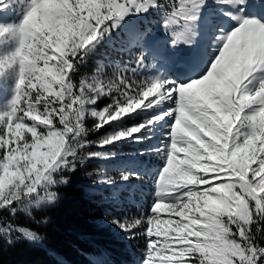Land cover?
<instances>
[{
    "label": "snow or ice",
    "instance_id": "obj_1",
    "mask_svg": "<svg viewBox=\"0 0 264 264\" xmlns=\"http://www.w3.org/2000/svg\"><path fill=\"white\" fill-rule=\"evenodd\" d=\"M169 0H0V44L18 46L0 54V238L42 242L46 236L8 222L54 204L57 189L72 173L122 141L142 143L144 133L172 120L167 142L157 152L165 167L154 180L147 214L131 221L111 218L129 234L143 238L144 264H264V0H176L163 27L183 17L196 47L185 80L165 73L142 75L148 64L152 29L139 31L141 50L129 60H98L90 75L77 79L79 66L108 42L130 15L164 8ZM210 3L228 5L230 26L215 25L201 44L195 30ZM209 23L212 21L210 19ZM107 58V57H106ZM111 67V72L108 68ZM12 70L15 83L3 82ZM109 102L98 109V102ZM117 127L99 141L91 133ZM92 119L93 126L88 122ZM91 176V173H88ZM131 173L101 172L93 184L128 180ZM167 213V215H162Z\"/></svg>",
    "mask_w": 264,
    "mask_h": 264
},
{
    "label": "rangeland",
    "instance_id": "obj_2",
    "mask_svg": "<svg viewBox=\"0 0 264 264\" xmlns=\"http://www.w3.org/2000/svg\"><path fill=\"white\" fill-rule=\"evenodd\" d=\"M176 6H177L176 0H169V3H167L164 8H150L148 12L143 13L141 15H130V16H128V18L121 25V27L115 31V33L113 34L111 39L108 42H106L104 44V46L99 48L96 53L90 54L86 63L81 64L79 66L80 71L77 74V79H79L83 75H90L91 72L94 71V69L96 67V63L98 60H104L106 64H109L110 59L129 60V59H132L133 57H135L136 55H138L141 49L139 47L135 46L134 41H133V34L142 27L141 23H140V19H143L144 23L148 22V20H149V24H151L150 23V16L154 17L157 14V12L159 14H161L162 22L158 27H153V28H154V30H158V29L162 30L163 29L161 34H165V35L163 36V38L162 37L161 38H153L157 35H150L147 44L148 43L149 44L161 43V44H157V47H154V46L151 47V49L157 53L168 54L170 56V58L173 59L174 61H178V59H179L178 65H185L186 64L189 67L190 66L189 64L192 62V60L195 56V52L192 50V53H189L188 51L185 50L184 54L180 55L179 54L180 51L174 49L171 46V40L176 35H182L184 38H189L190 33L188 31V28L190 27V25L188 24V22L183 17H176V21H177L176 23L170 25V27L167 29H165L163 27L164 20L167 19L168 13L172 12ZM208 8L209 7L205 8V10L202 12L201 19H202V15L204 12H206V13L210 12V10ZM229 10L230 9H227L226 12ZM216 11H218V9ZM214 13H216V12H214ZM223 14H224V9H223V12L221 15H223ZM21 15L22 14H18L16 12L0 13V17H2L6 21L7 20L19 21L21 19ZM203 29H204V27H203L202 23H200V21H198V26L195 28V30L199 33L198 39L202 37L201 33H202ZM167 40H169L170 43ZM122 43H124V45H122ZM133 45H134L133 48H131V49L128 48V47L133 46ZM179 45L182 47L187 46L184 43H180ZM17 46H18V42L16 40L11 39V38H7L5 43L0 44V54L10 53V52L14 51V49ZM192 47L194 49L196 46L193 45ZM152 50H151V52H152ZM151 52H149V60L147 61V63L151 64L153 62V60H155L156 67L154 69H152L150 73L144 72V73H142V75H156L159 72H163V73H165L166 78L175 80V78H174L175 75L173 76L172 69L171 68H167V69L161 68L158 64L156 56L152 55ZM108 58H110V59H108ZM187 60H189V61H187ZM178 65L172 64V67L174 69H176V68L180 67ZM107 70L110 73L111 67H109ZM3 82L8 84V85H12L15 83V74L12 70H9L6 72L5 76L3 77ZM108 102H109L108 98H102L98 102V109L102 108ZM150 115H152V113H141L139 116H137L136 120H127L123 124L114 125L113 128H109L106 126L105 128L101 129L99 132L91 133L90 139H93L94 141L98 142L99 139L102 138L103 135L110 133L111 131L116 130L115 126L127 127L133 123H136L140 120L147 118V116H150ZM90 120L92 121V119H90ZM164 124H165V126L163 129H160L159 132L155 131V129L157 127H159L161 125L163 126ZM171 124H172V120H170V119H165L163 121L158 122L157 124L152 126L150 129H148L144 133L145 139L142 143H134L130 140H126V141H122L121 143L117 144L114 148L109 146L105 150L116 153L114 155V157L111 159H107V160H100V161H102V163L98 164V166H99L98 171L94 167L92 172H88V173H91L92 175L89 176L88 173H85L86 178H84V179H89L93 175L96 176V174L100 171L101 172L106 171L111 175L119 176L121 173L120 171H122L119 169L121 167V165H123L125 168L123 170L124 171L123 173L133 174L130 176L132 179H135L137 177H141L142 174H144L147 177L149 175H151L152 177L158 176V173H160L161 170L163 169V167L166 166L165 161L161 158V156L157 152L150 151V150L154 149L158 146H162L163 143L167 142L168 133L170 132ZM88 126L92 127L93 121L91 124H88ZM101 131L103 132V135L101 134L102 133ZM98 160L99 159H97L95 161V163H97ZM89 163H91V161ZM79 170L83 173L85 171V168H81ZM99 178L100 177L98 176L97 180ZM141 179H143V178H141ZM97 185L98 184H94L92 186H89L86 184L85 185L86 187H83V188L87 189V192H88L87 194L91 193L93 195L94 193H96L98 191L94 188ZM115 185L116 184H113L112 189L110 191V194L107 196V198H106V196H103V199H107L108 201L112 200L111 199V197H113L112 191H113V187ZM59 188L61 189L63 187H59ZM151 189H152V187H151ZM114 191H117V188H115ZM73 208L74 209L78 208V202L77 201L74 203ZM23 214L27 219H30L25 213H23ZM133 217L130 216L128 219H131ZM42 220H45V219H42ZM47 221L49 223V220H47ZM91 222L94 224L95 228H100V229L102 228V233H105V236L115 235V232L112 230L111 225L106 223V222L104 223V221H102L101 218L96 217L94 220H91ZM31 223L36 224L32 220H31ZM19 226L28 227L25 224H21ZM75 229H77V228H72V229L68 228V230H70V231H73V230L76 231ZM119 229H120L119 227L116 228V235L112 240H118L121 238L123 240V243L125 242V244H119L117 247H119L121 245L122 248L125 247L126 250L129 251L132 248V244H133L131 239L129 238V234L124 232V231L118 232ZM31 230H33V229H31ZM77 232L80 233V236L79 235L78 236H79V240L81 241L80 243H82L83 242L82 240L85 238V236L88 235V233H84L83 229L81 230L79 228L77 229ZM18 235H20L21 239L27 240L31 244L36 243L34 241H30L27 238L23 237L22 234H18ZM88 239H89V237H88ZM80 243H78V246L80 245ZM98 250L103 254H110L112 251H116L114 249V246H112L109 241L103 245H100ZM56 252L54 250H50V253L53 257L61 258L60 261H63L64 256L57 252L60 255L59 256ZM140 252L143 253V250H140ZM65 258H67V257H65ZM68 258L70 261H72L73 263H76V264H83V261H84L80 255L68 256ZM29 259H30V261H32V258H29Z\"/></svg>",
    "mask_w": 264,
    "mask_h": 264
},
{
    "label": "trees",
    "instance_id": "obj_3",
    "mask_svg": "<svg viewBox=\"0 0 264 264\" xmlns=\"http://www.w3.org/2000/svg\"><path fill=\"white\" fill-rule=\"evenodd\" d=\"M91 122L89 121V124ZM88 172H92V163L87 164L83 173L79 169L72 173L71 183L68 186H61L63 188L57 189L59 198L54 204H50L44 209H35L34 214L38 219L47 218L46 220H49L46 225L31 223V219H27L22 212L16 216H12L10 212L4 213L8 217L9 223L25 224L39 234L46 236V239L31 244L21 238L15 239L11 243L7 236L0 238V264H65L64 261H60L61 258L53 257L50 250L57 251L64 258L80 255L78 248L88 245L83 240L80 243V233L77 232V229H83L84 233H88L86 238H94L93 236H96L97 231L102 232V229L95 228L91 222L100 215L101 205L89 197L87 189H84V185L81 183L86 178L85 173ZM76 201L78 208L74 209ZM68 228L77 229L70 231ZM78 243H80L79 246ZM29 258H32V261Z\"/></svg>",
    "mask_w": 264,
    "mask_h": 264
},
{
    "label": "bare ground",
    "instance_id": "obj_4",
    "mask_svg": "<svg viewBox=\"0 0 264 264\" xmlns=\"http://www.w3.org/2000/svg\"><path fill=\"white\" fill-rule=\"evenodd\" d=\"M216 6H217V4H216ZM214 12H216V13H214ZM222 12H223V8L221 7V8H218V11H216V10H214L212 13H211V15L214 17V18H223L224 17V15H221L222 14ZM226 23V22H225ZM217 25H219V24H217ZM221 25H223V24H221ZM213 28V27H212ZM209 29H211L210 27H209ZM186 65V64H185ZM184 71V69L183 68H181V69H178V72H183ZM174 78L175 79H179V80H181V81H183L184 79H182V78H179L178 76H174ZM106 198H107V196H106Z\"/></svg>",
    "mask_w": 264,
    "mask_h": 264
}]
</instances>
